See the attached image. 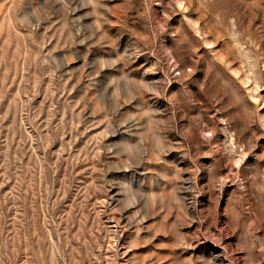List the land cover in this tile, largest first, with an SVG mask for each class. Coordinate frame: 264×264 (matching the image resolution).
Masks as SVG:
<instances>
[{"label": "rangeland", "instance_id": "374dc122", "mask_svg": "<svg viewBox=\"0 0 264 264\" xmlns=\"http://www.w3.org/2000/svg\"><path fill=\"white\" fill-rule=\"evenodd\" d=\"M0 264H264V0H0Z\"/></svg>", "mask_w": 264, "mask_h": 264}]
</instances>
